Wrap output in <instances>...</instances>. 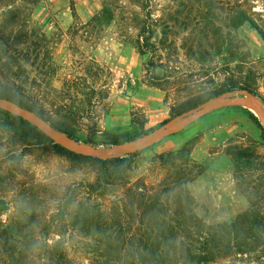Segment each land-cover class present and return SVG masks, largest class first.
<instances>
[{
  "label": "rangeland",
  "instance_id": "obj_1",
  "mask_svg": "<svg viewBox=\"0 0 264 264\" xmlns=\"http://www.w3.org/2000/svg\"><path fill=\"white\" fill-rule=\"evenodd\" d=\"M235 3L248 12L257 30L248 23L231 27L230 10ZM146 6L150 7V20L145 17ZM95 15H100L97 22L92 21ZM147 23L152 30V53L142 55L138 51L140 30ZM0 40L1 48L13 40L17 50L0 52V71L23 74L17 82L26 88L21 100L37 102L38 110L43 108L52 119H70L66 124L74 126L80 139L89 116H95L106 131L139 133L141 125L143 131L150 130L130 148L91 147L65 139L27 112L0 106L19 113L56 144L76 154L105 159L140 151L128 183L110 187L103 200L96 202L100 210L115 197L126 198L127 188L139 177H146L147 183L160 182L171 170L149 172V159L187 144L189 156L203 166L202 173L187 184L192 212L198 219L216 226L230 223L246 211L258 210L264 216L261 0H0ZM27 51L29 58L23 60ZM148 59L154 63L157 85L147 80ZM45 60L51 62L49 71ZM231 75L240 85L249 82L252 93L223 95L162 125L172 105L213 89ZM35 142L15 136L8 120L0 115V202L8 204L0 224L10 223L20 237L0 244V264H42L32 256L18 263L15 248L26 245L29 234L38 235L71 187L94 182L91 164L56 149H43ZM232 147L257 160L236 171L227 154ZM76 195L78 202L86 199L81 188ZM59 229L63 231V225ZM59 229L48 230L50 245L58 239ZM124 236L135 242L134 231ZM261 242L264 245V239ZM129 246L120 243L118 255L112 259L102 254L99 263L134 262L127 253ZM83 264H90L89 260ZM213 264L258 261L254 254H245Z\"/></svg>",
  "mask_w": 264,
  "mask_h": 264
},
{
  "label": "trees",
  "instance_id": "obj_2",
  "mask_svg": "<svg viewBox=\"0 0 264 264\" xmlns=\"http://www.w3.org/2000/svg\"><path fill=\"white\" fill-rule=\"evenodd\" d=\"M261 1L264 3V0ZM230 11V24L233 29L248 23L257 30L258 26L238 3H235ZM102 13H106V9L102 10ZM145 17L150 20L149 6L145 7ZM99 18L100 15H95L92 21L97 22ZM140 37L142 41L138 45V51L142 55L151 54L152 30L149 23L140 30ZM9 42V45L4 44L3 48L0 47V52L17 51L13 48V40ZM28 55L30 54L27 51L22 59L29 58ZM33 58L36 59V56ZM30 66L33 67L32 64ZM45 67L50 70V60H45ZM146 72L148 82L157 85L159 78L155 74V66L151 59L146 62ZM0 76L2 77L0 100L31 113L48 128L75 144L120 147L151 133L150 130L143 131V125L139 133L102 130L98 119L89 116L85 118L83 138L80 139L74 126L66 124L68 121L71 122L70 119L66 118L68 120H64L65 122L52 119L45 114L43 108L38 110L35 106L38 105L37 102L32 104L21 100L26 88L23 82H17L23 74L3 70L0 71ZM237 91L252 93V87L249 82L240 85L231 75L228 80L220 82L213 89L172 105L169 117L162 125L223 95ZM0 115L8 120L15 136L34 139L43 149H56L62 154L82 159L91 164L95 172L92 184L82 183L71 187L64 195L55 215L38 232V235L29 234L28 243L15 248L14 258L17 257L18 263L32 256L40 259L42 264H83L85 260H89L90 264H100L98 257L102 254L113 259V256L118 255L120 243L124 244V247L129 243L127 253L134 258L132 264H213L220 259L245 254H254L258 264H264V245L261 242L264 239V216L258 210L246 211L234 221L216 226L204 224L192 212L193 200L187 184L202 173L203 166L189 156L185 148L187 144L180 150L155 154L149 159V172L171 170L160 182L147 183L146 177H139L127 188L124 195L126 198L115 197L108 205H104L106 208L100 210V203L96 202L103 200L110 187L128 183L129 173L138 165L137 159L141 155L139 150L127 153L124 157L111 156L101 159L83 156L56 144L54 139L46 135L42 129L19 114L0 108ZM229 151L227 154L236 171L257 160L247 151L239 148L232 147ZM79 188L86 195V199L82 202L77 201L76 192ZM91 199H95V202ZM71 206L74 207L70 212ZM7 210V202L1 201L0 216ZM96 217L98 221L95 220ZM62 225L63 231L59 229ZM52 227L58 228L61 232H58V239L50 245L47 235ZM14 228L10 223L0 224V244L16 242L20 239ZM131 231H134L135 235V242L132 243L129 237L124 236L125 232ZM86 237H90V240L86 241ZM39 239H42L40 244Z\"/></svg>",
  "mask_w": 264,
  "mask_h": 264
},
{
  "label": "bare ground",
  "instance_id": "obj_3",
  "mask_svg": "<svg viewBox=\"0 0 264 264\" xmlns=\"http://www.w3.org/2000/svg\"><path fill=\"white\" fill-rule=\"evenodd\" d=\"M0 106L1 107H3V108H5V109H7V110H10V111H19L17 108H15V107H13V106H11V105H9V104H7V103H4V102H1L0 101ZM204 106V105H203ZM202 106V107H203ZM20 112H22V111H20ZM135 145V144H134ZM131 146H133L132 144H129V145H125L123 148H130Z\"/></svg>",
  "mask_w": 264,
  "mask_h": 264
},
{
  "label": "water",
  "instance_id": "obj_4",
  "mask_svg": "<svg viewBox=\"0 0 264 264\" xmlns=\"http://www.w3.org/2000/svg\"><path fill=\"white\" fill-rule=\"evenodd\" d=\"M1 102H4V103H7V104H9V105H11V106H13V107H15V108H17L19 111H22V112H26V111H23V110H21V109H19L18 107H16V106H14L13 104H11V103H8V102H6V101H3V100H0ZM28 113V112H27ZM19 114V113H18ZM29 114H31V113H29ZM20 115V114H19ZM32 115V114H31ZM20 116H22V115H20ZM37 120V119H36ZM38 121V120H37ZM39 122H41V121H39Z\"/></svg>",
  "mask_w": 264,
  "mask_h": 264
}]
</instances>
